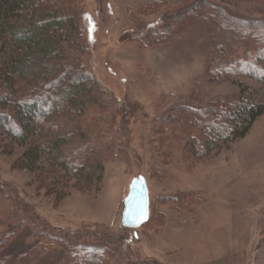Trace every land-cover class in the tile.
<instances>
[{
  "label": "trees",
  "instance_id": "obj_1",
  "mask_svg": "<svg viewBox=\"0 0 264 264\" xmlns=\"http://www.w3.org/2000/svg\"><path fill=\"white\" fill-rule=\"evenodd\" d=\"M246 12L241 17L214 0H194L135 42L150 49L195 38L210 56L211 80L249 76L264 83V0H252ZM79 13L77 0H0V132L27 145L19 170L34 173L47 157L75 188L90 192L104 180L103 159L128 143L130 118L140 108L119 101L83 63ZM189 104L173 105L155 120L165 159L173 157V142L185 156L205 159L245 139L264 116V100H253L242 85L234 96L194 94ZM49 128L54 137L45 143ZM26 230L28 239L15 245ZM137 241L132 229L110 233L96 226L70 231L50 225L0 178V264H42L54 251L53 264H124L121 258L159 264L152 257L137 260L131 252Z\"/></svg>",
  "mask_w": 264,
  "mask_h": 264
},
{
  "label": "rangeland",
  "instance_id": "obj_2",
  "mask_svg": "<svg viewBox=\"0 0 264 264\" xmlns=\"http://www.w3.org/2000/svg\"><path fill=\"white\" fill-rule=\"evenodd\" d=\"M192 1L77 0L86 40L80 54L83 63L119 101L139 105L130 118V139L121 153L103 159L105 177L98 189L83 192L47 157L34 173L19 170L17 162L27 145L0 132V178L50 225L70 231L96 226L114 233L123 228L132 179L143 176L149 188L150 223L136 230L138 241L131 252L139 262L152 257L159 264H264V116L245 139L202 160L185 156L177 142L173 157L165 159L153 132L162 113L176 104L191 105L194 94L207 99L234 96L242 85L253 100H264V83L249 76L211 80L210 56L195 38L150 49L137 46L136 37L164 27L163 17ZM251 1L214 0L241 17ZM53 137L49 128L42 141ZM29 236V230L23 231L15 245ZM146 243L152 248L145 253ZM169 243L178 250L166 254ZM56 258L54 251L42 264H53ZM111 263L117 264L114 259Z\"/></svg>",
  "mask_w": 264,
  "mask_h": 264
},
{
  "label": "water",
  "instance_id": "obj_3",
  "mask_svg": "<svg viewBox=\"0 0 264 264\" xmlns=\"http://www.w3.org/2000/svg\"><path fill=\"white\" fill-rule=\"evenodd\" d=\"M146 209V219L139 220L137 214L140 208ZM150 221V197L147 180L143 176L132 179L129 192L124 200L122 226L126 229L139 230ZM138 224V226H137Z\"/></svg>",
  "mask_w": 264,
  "mask_h": 264
},
{
  "label": "crops",
  "instance_id": "obj_4",
  "mask_svg": "<svg viewBox=\"0 0 264 264\" xmlns=\"http://www.w3.org/2000/svg\"><path fill=\"white\" fill-rule=\"evenodd\" d=\"M155 232H156V231H155ZM155 232H154V233H155ZM179 233H182V230H181V229L179 230ZM150 234H151V233H150ZM146 236H148V234H147ZM148 237H149L150 239H152L150 235H149ZM148 237H145V238H148ZM153 237H154V235H153ZM150 239H149V240H150ZM167 245H168L169 247H167L166 250L164 251L166 254H167V253L169 254V253H172V252H175V251L178 250L177 247H176V245H175L174 243H169V244H167ZM151 248H152V246L150 245V243H146V245H144V250H145L144 252L146 253V249H149V250H150ZM153 251H154V250H153ZM154 252H155V251H154ZM164 252H163V253H164Z\"/></svg>",
  "mask_w": 264,
  "mask_h": 264
},
{
  "label": "snow or ice",
  "instance_id": "obj_5",
  "mask_svg": "<svg viewBox=\"0 0 264 264\" xmlns=\"http://www.w3.org/2000/svg\"><path fill=\"white\" fill-rule=\"evenodd\" d=\"M146 216H147L146 209L141 207L138 214H137V218L139 220H143V219H146ZM137 226H138V224H137Z\"/></svg>",
  "mask_w": 264,
  "mask_h": 264
},
{
  "label": "bare ground",
  "instance_id": "obj_6",
  "mask_svg": "<svg viewBox=\"0 0 264 264\" xmlns=\"http://www.w3.org/2000/svg\"><path fill=\"white\" fill-rule=\"evenodd\" d=\"M123 212V211H122ZM72 226V225H71Z\"/></svg>",
  "mask_w": 264,
  "mask_h": 264
}]
</instances>
